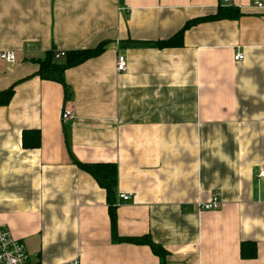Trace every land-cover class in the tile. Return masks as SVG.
Returning a JSON list of instances; mask_svg holds the SVG:
<instances>
[{"label":"crops","instance_id":"crops-1","mask_svg":"<svg viewBox=\"0 0 264 264\" xmlns=\"http://www.w3.org/2000/svg\"><path fill=\"white\" fill-rule=\"evenodd\" d=\"M221 5L242 17L149 46ZM103 44L66 70V88L37 75L48 52ZM0 52L17 57L0 61V92L15 89L0 107V228L31 264H162L149 246L113 242L106 191L77 163L116 165V202L133 196L115 206L117 233L150 237L165 264H264V0H0ZM28 130L39 149L23 147ZM216 193L222 209L200 211Z\"/></svg>","mask_w":264,"mask_h":264},{"label":"trees","instance_id":"trees-1","mask_svg":"<svg viewBox=\"0 0 264 264\" xmlns=\"http://www.w3.org/2000/svg\"><path fill=\"white\" fill-rule=\"evenodd\" d=\"M242 17L241 11L238 7L220 6L217 13L195 20L188 21L184 30L179 33L173 39L167 41H161L158 43L150 44V47L156 48H172L180 44L183 38V34L186 30H189L195 26L220 22V21H234ZM107 48V44H103L94 50H79L70 52L61 56L57 55L55 51L48 52L44 60H38L40 69L38 76L43 80L55 81L66 88L64 73L66 70L79 66L84 62L100 56ZM62 57L65 60L59 61ZM15 95V89L12 88L7 91L0 92V107H7L10 105ZM23 147L27 150L39 149L41 146V133L37 130H28L23 132ZM78 167L85 173L89 174L99 186L106 191L107 200L110 209L111 225H112V238L114 243H128L134 245H145L149 246L155 255L161 259V263L165 264V258L168 253L159 245L154 243L150 237L142 238H126L121 237L117 233V216H116V197L115 188L117 186V167L114 164H82L77 163ZM241 257L245 260H253L257 257V247L255 244L250 242L242 243L241 246Z\"/></svg>","mask_w":264,"mask_h":264},{"label":"built area","instance_id":"built-area-1","mask_svg":"<svg viewBox=\"0 0 264 264\" xmlns=\"http://www.w3.org/2000/svg\"><path fill=\"white\" fill-rule=\"evenodd\" d=\"M225 5H229V1H225ZM262 7V4H257ZM64 56V53L61 54ZM245 59L244 54L238 49L234 57L235 62H242ZM0 61L9 65H14L17 62V57L13 52H0ZM117 72L124 74L128 71V60L124 55H119L117 60ZM74 118L72 110H66L62 115L63 122L70 121ZM259 177H264V168L260 169ZM131 194H120L115 206H121L129 203L132 200ZM223 202L221 194H214L211 199L205 203H200L198 209L206 212H216L222 209ZM0 264H31L28 251L25 244L16 239L11 231L4 227L0 228ZM64 264H81L80 258L73 259Z\"/></svg>","mask_w":264,"mask_h":264}]
</instances>
